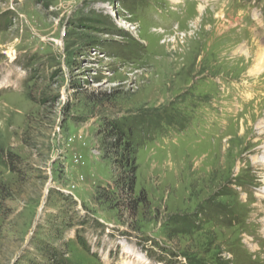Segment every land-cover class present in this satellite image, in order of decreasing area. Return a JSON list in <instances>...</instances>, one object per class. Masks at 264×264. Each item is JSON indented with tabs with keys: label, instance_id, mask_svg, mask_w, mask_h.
Wrapping results in <instances>:
<instances>
[{
	"label": "rangeland",
	"instance_id": "obj_1",
	"mask_svg": "<svg viewBox=\"0 0 264 264\" xmlns=\"http://www.w3.org/2000/svg\"><path fill=\"white\" fill-rule=\"evenodd\" d=\"M263 189L264 0H0V264H264Z\"/></svg>",
	"mask_w": 264,
	"mask_h": 264
},
{
	"label": "trees",
	"instance_id": "obj_2",
	"mask_svg": "<svg viewBox=\"0 0 264 264\" xmlns=\"http://www.w3.org/2000/svg\"><path fill=\"white\" fill-rule=\"evenodd\" d=\"M112 128L117 133L116 137L118 138V140L116 141V143L117 144H121V142L125 138L123 133L119 129H117V127H112ZM125 148H126V150H128L129 145H127V146L125 145ZM121 166L123 168H125V169H128L127 174L129 176V178H123L122 177L121 178V182L123 184H125L124 186L126 188L129 189V194L132 196L133 193L135 192V186H136V177H135V175H136V167L134 165V161L127 159L126 161H122ZM116 184L119 186V180L116 181ZM140 202H142V201H140ZM82 246H84V245L82 244Z\"/></svg>",
	"mask_w": 264,
	"mask_h": 264
},
{
	"label": "bare ground",
	"instance_id": "obj_3",
	"mask_svg": "<svg viewBox=\"0 0 264 264\" xmlns=\"http://www.w3.org/2000/svg\"><path fill=\"white\" fill-rule=\"evenodd\" d=\"M198 11H199V13H200V12H203V11H204V7L200 5V6L198 7ZM205 14H206V13H205ZM201 15H202V14H201ZM257 71H258V70H257ZM261 193H262V192H261ZM263 194H264V189H263ZM255 216H256V215H255ZM263 223H264V222H263ZM263 238H264V237H263ZM258 244H259V243H258ZM263 248H264V247H263ZM249 260H250V259H249ZM242 264H243V263H242Z\"/></svg>",
	"mask_w": 264,
	"mask_h": 264
}]
</instances>
